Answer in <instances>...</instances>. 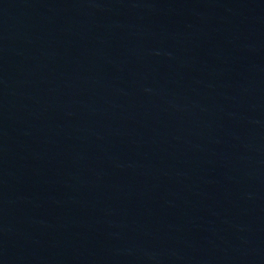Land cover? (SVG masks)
<instances>
[{"label": "water", "instance_id": "1", "mask_svg": "<svg viewBox=\"0 0 264 264\" xmlns=\"http://www.w3.org/2000/svg\"><path fill=\"white\" fill-rule=\"evenodd\" d=\"M0 264H264V0H0Z\"/></svg>", "mask_w": 264, "mask_h": 264}]
</instances>
